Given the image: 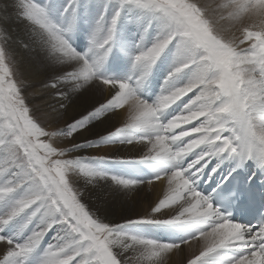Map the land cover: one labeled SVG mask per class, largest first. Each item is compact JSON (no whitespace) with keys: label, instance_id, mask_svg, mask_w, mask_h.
Returning a JSON list of instances; mask_svg holds the SVG:
<instances>
[{"label":"snow or ice","instance_id":"6c2138e0","mask_svg":"<svg viewBox=\"0 0 264 264\" xmlns=\"http://www.w3.org/2000/svg\"><path fill=\"white\" fill-rule=\"evenodd\" d=\"M134 13L144 23L132 44L122 25ZM12 21L31 25L60 68L34 91L54 94L44 103L63 121L56 131L45 130L24 95L30 82L5 47ZM164 58L168 71L149 102L142 89ZM73 97L87 108L69 122ZM96 123L106 134L93 142L86 137ZM56 136L71 146L44 139ZM109 143L126 152L114 157ZM84 148L95 154L83 160L143 165L152 177L97 171L77 158ZM249 162L264 207V0H0V264H264V212L254 226L222 214L253 195L252 177L224 184ZM214 174V195L202 194L198 183ZM74 177L110 180L129 201L157 194L136 218L109 226L83 203ZM137 225L159 234L128 231Z\"/></svg>","mask_w":264,"mask_h":264},{"label":"bare ground","instance_id":"6f19581e","mask_svg":"<svg viewBox=\"0 0 264 264\" xmlns=\"http://www.w3.org/2000/svg\"><path fill=\"white\" fill-rule=\"evenodd\" d=\"M133 21L134 22L132 23H125L122 25L123 38L132 44L138 42V32L144 23L143 20L136 19L135 13L133 14ZM8 29L9 39L6 44L7 51L10 54L13 62L15 63L16 70L22 75L23 79L30 82L25 87V96L28 97V99H30L31 101L29 107L33 109L34 115L36 117L38 116V118L45 122L44 127L46 128V130L56 131L61 126L55 124L61 121L62 125L63 121L56 120L55 114H52L51 116L46 115V113L50 112V109L48 108L47 104L44 103V101H48V103L54 104L56 102L54 94L52 92H47L44 95L39 96L38 94H35L34 91L38 88H41L44 83L51 80L53 78V75L60 71V68L59 66L50 65L46 59V53L42 52L40 48L35 44V38L32 35L31 25H29L25 21H12L8 25ZM133 33H137V35H133ZM121 61V72L119 74L124 75L127 73L128 70V61L126 58H121ZM159 63L160 66L157 65L155 67L154 73L152 75L153 83L150 86L151 88L147 87L146 84L142 89V94L150 96L153 99L159 93V90L157 88V80L159 78H164V76L166 75H163L161 71L164 70V67H166L168 71L169 67V61L167 58L162 59L158 62V64ZM66 105L67 112L65 113V116L69 120V122L72 119L78 118L79 115H82L85 109L87 108L86 103L81 97H73L67 100ZM37 109L39 110L37 111ZM106 127V125L99 123L89 125V131L87 132L86 139L91 140L93 142L98 141L101 135L106 134ZM56 137L57 143L54 142L56 146L60 147L59 144H61L62 147L65 148L71 146L70 141L65 137ZM79 142L84 143V139H81ZM106 147L110 149L114 148L115 150H118V152L121 154L126 152V150H122V148H124L122 145L117 146L115 144H108L106 145ZM94 154L95 152L93 149L84 148L79 153H77V158L83 160L84 157H89ZM83 162L87 163L90 167L95 168L97 171L100 172H105L107 169L104 164H102V166L98 165V162L96 160H83ZM209 165L213 167L215 165V161H211ZM231 166L232 165L226 161L221 164V168L218 169V171H223L225 172V174H227ZM243 169L244 171L251 173L252 168L245 167ZM132 176H134V174H127L124 177L132 178ZM74 178H76L75 181H77L78 183L77 188H79L83 194H88L95 197L96 203L92 206L93 209L99 211V215L100 217H102L101 219L103 223L108 224L109 226L125 223V221L127 220V214L124 213L126 208L125 199L123 196L125 195L121 193L119 189L112 184V182L108 183L103 181L104 183H102L100 182L98 177V186L95 187V180L92 184H88L85 182V179L81 177ZM199 190L202 192V194H204L203 189ZM105 193L109 194L106 201L102 200V196ZM152 194L155 196L157 193L153 192Z\"/></svg>","mask_w":264,"mask_h":264},{"label":"rangeland","instance_id":"374dc122","mask_svg":"<svg viewBox=\"0 0 264 264\" xmlns=\"http://www.w3.org/2000/svg\"><path fill=\"white\" fill-rule=\"evenodd\" d=\"M11 28V27H10ZM9 30V29H8ZM85 39L84 38H80L77 40V47H78V50H82L85 46ZM7 44V43H6ZM6 49H7V46L5 45ZM168 59V58H167ZM12 60V58H11ZM169 63H170V59H168ZM12 63L15 65V63L13 62L12 60ZM122 63V61H121ZM168 63V64H169ZM160 66V63L157 64ZM167 72V68L164 67V70L161 71V73L163 75H165ZM162 80L163 78H159L157 80V88L158 90L160 89V86H161V83H162ZM153 79L152 77L150 78L149 82L147 83V87H150L151 84L153 83L152 82ZM151 88V87H150ZM23 92H24V95H26V90L25 88L23 89ZM27 100H28V103L30 104V99H28V97H26ZM38 117V116H37ZM39 120H41L39 118ZM42 126L44 127L45 125V122H43V120L40 121ZM55 125H58V126H61V121L57 122ZM45 128V127H44ZM46 130V128H45ZM49 132H51L50 130H47ZM53 138V139H52ZM45 140H50V138H44ZM57 140V137H51V140L50 142L54 144V146H56V144L54 142H56ZM57 143V142H56ZM110 145H119L117 143H109ZM60 147H62L61 144H59ZM59 147V146H57ZM112 149V154L113 156H120L124 153H119L118 150H115L114 148H111ZM122 150H126L124 148H122ZM98 162V165H101L104 164L107 169L104 173H106L107 175L111 176V175H115V176H118V177H123L125 178L124 176L125 175H133L132 178H151L152 177V170L146 166H143V165H126V164H121V163H117V162H113V161H97ZM246 167H250V168H253L252 166V163H248L246 165ZM245 168V167H244ZM144 173V174H143ZM139 174V175H138ZM136 176V177H135ZM76 178H74V183H75V186L77 187L78 186V183L77 181H75ZM96 181V184H95V187L98 186V177H96L94 179ZM100 182L104 183V182H108L110 183L111 181L110 180H107V179H100ZM104 181V182H103ZM77 184V185H76ZM82 192V191H81ZM83 194V193H82ZM124 199H125V208L126 210L124 211L125 214H127V220L130 219V218H136L138 215L141 214L142 210H143V206L145 204H147L148 202H150V200L153 198H155V196L147 191H140L136 194V198L135 200L133 201H129L126 196H123ZM83 203L87 206V208L90 210V212L94 213L95 214V217L98 219V221L100 222H103L102 221V217H100V213L99 211L93 209V206L92 205H95L96 203V199L94 196L92 195H88V194H83V196L81 197ZM94 201V202H93ZM89 206V207H88ZM128 231L130 232H139V233H143V234H146V235H158L159 233L156 232V230L154 228H152L151 226H146V225H137V226H131L129 227ZM52 236V233H49L45 239H44V242L43 244L46 245L50 238ZM172 260H175V261H178L179 260V257H173Z\"/></svg>","mask_w":264,"mask_h":264}]
</instances>
